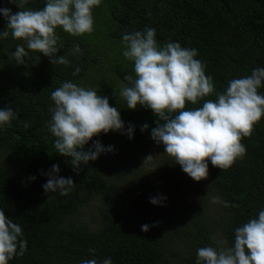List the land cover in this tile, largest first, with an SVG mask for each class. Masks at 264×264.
I'll use <instances>...</instances> for the list:
<instances>
[{
	"label": "trees",
	"instance_id": "16d2710c",
	"mask_svg": "<svg viewBox=\"0 0 264 264\" xmlns=\"http://www.w3.org/2000/svg\"><path fill=\"white\" fill-rule=\"evenodd\" d=\"M45 3L27 0L25 8L39 10ZM0 8L13 14L20 10L9 0H0ZM93 17L90 34L55 30L60 48L55 58L65 56L67 65H51L39 52H29L25 63L17 64L10 53L26 42L13 39L11 30L0 38V110L11 108L16 114L0 126V209L21 226L20 239L27 241L24 255L8 264H81L86 259L102 264L107 257L113 264H196L197 250L216 247V239L232 246L235 229L264 210V116L251 136L242 138L243 158L226 170L209 161L206 179L194 181L166 155L150 178L137 173L159 145L151 138L158 117L139 105L129 109L120 96L121 87L130 86L124 77L135 79L134 62L122 55V37L154 28L158 46L178 42L196 49L214 93L197 104L186 102L185 110L195 109L226 91L230 80L264 67V0H101ZM6 30L7 20L0 14V33ZM77 45L80 53L72 51ZM77 67L80 71L73 75ZM68 81L107 96L124 123L121 131L101 132L89 140L83 151L96 141L113 151L79 170L70 157L59 155L48 129L55 106L51 93ZM258 93L264 95V83ZM144 124L148 128L141 131ZM54 164L58 177L73 180L67 195L45 193L42 187ZM127 167L132 168L124 171ZM154 197L165 199L153 205ZM213 197L228 206L213 203ZM145 224L147 232L141 230ZM174 245L177 255L168 257Z\"/></svg>",
	"mask_w": 264,
	"mask_h": 264
},
{
	"label": "clouds",
	"instance_id": "9594fccd",
	"mask_svg": "<svg viewBox=\"0 0 264 264\" xmlns=\"http://www.w3.org/2000/svg\"><path fill=\"white\" fill-rule=\"evenodd\" d=\"M9 2L17 3L20 10L13 14L11 9L0 8V14L7 20V30L0 33V38H7L11 30L13 39L26 42V46L18 44L10 56L17 64H24L29 52H39L50 58L51 65L69 64L65 56L55 58L60 49L55 30L62 28L72 36L90 34L94 30L93 8L101 4V0H46L42 9L32 10L25 8L27 0ZM122 39L126 42L122 55L134 62L135 79L131 75L124 77L130 86H122L120 96L129 109L139 105L151 109L158 117L151 138L164 145L165 153L184 173L199 182L208 176L209 161L213 167L226 170L243 158L246 147L241 140L251 136L254 125L264 116V95L258 93L264 83V67L254 69L249 76L230 80L226 91L216 93L215 100L185 110L186 102L197 104L214 93L212 78L205 75L204 65L195 58L197 50L182 48L178 42L158 46L154 28L132 32ZM72 51L80 53L81 49L77 45ZM79 71L77 67L73 75ZM51 99L55 106L50 109L48 129L56 138L54 146L59 155L70 157L74 170L96 160L103 152L113 151L112 146L104 148L99 141L88 151L82 150L93 136L124 129L119 111L110 106L107 96L68 81L51 93ZM15 118L11 108L0 110V126ZM147 128L144 124L141 131ZM132 133L129 126L126 133L129 139ZM59 170L54 164L47 173V182L42 186L45 193L59 190L60 195H67L75 186L71 177H58ZM164 199L154 197L150 203L158 205ZM212 202L228 206L219 197H213ZM141 230L147 232L149 225H142ZM21 236V226L0 209V264L24 255L27 241ZM227 243L226 239H216V247L199 248L196 264H264V210L235 229L232 246H226ZM81 264L97 261L86 259ZM102 264L113 261L107 257Z\"/></svg>",
	"mask_w": 264,
	"mask_h": 264
},
{
	"label": "rangeland",
	"instance_id": "374dc122",
	"mask_svg": "<svg viewBox=\"0 0 264 264\" xmlns=\"http://www.w3.org/2000/svg\"><path fill=\"white\" fill-rule=\"evenodd\" d=\"M164 155L169 156L167 153H165L164 145L161 143L158 146L154 147L152 153L149 154L147 158L143 159V161H145L144 166L141 169L136 168V172H139L140 174H148L145 177L150 178L151 174L149 172L156 171V165L162 161V156ZM131 168L132 167H127L124 169V171ZM127 180H129V177H127ZM122 186L124 187L125 184L122 183ZM82 215H84V213ZM177 246L179 249H181L182 243H179ZM176 253L177 251L175 245L171 249L167 250L168 257L170 256L173 258L175 255H177Z\"/></svg>",
	"mask_w": 264,
	"mask_h": 264
}]
</instances>
